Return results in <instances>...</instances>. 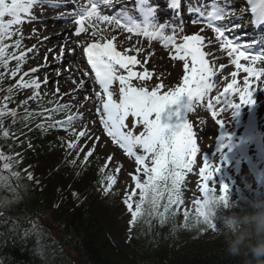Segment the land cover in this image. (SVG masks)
Returning a JSON list of instances; mask_svg holds the SVG:
<instances>
[{
    "label": "snow or ice",
    "instance_id": "snow-or-ice-1",
    "mask_svg": "<svg viewBox=\"0 0 264 264\" xmlns=\"http://www.w3.org/2000/svg\"><path fill=\"white\" fill-rule=\"evenodd\" d=\"M45 2L51 4V0H0V66L8 70L12 77H16L19 74V80L16 81V84L7 88L8 95L3 97L4 104L0 106V133L5 138L10 133L4 129V119L12 117L13 123H15V118L18 115L16 109L8 108L15 89L32 90V95L21 102L24 106L22 119L26 123L36 116H44L46 120H52L53 114L68 111L71 108L70 104H62L58 101L52 108L39 104L42 99L40 89L42 85L48 83L47 77L41 80L34 75L40 70L38 67L21 74L27 53H34L36 51L35 47L28 48L27 52H25L21 47L22 34H20V38L14 44L16 49H20L18 54L17 52L9 53V45L5 43L6 40L18 35V31H13V26L25 23V17H28L29 20L34 19L31 16L32 9L37 5H43ZM145 3L146 0H138V7L141 11H144L143 6ZM248 3L251 5L254 23L264 22V0H248ZM101 4L105 7L112 6L111 0H88V5L75 13L78 18L74 20L77 25L75 36L79 37L82 33L90 32L93 38L92 42L83 48V52L87 57V64L91 66V71L94 73V80L99 84L104 94L102 98L100 92L96 93V98L102 99V107H96V113L99 115V123L103 126L104 133L111 138L113 143L122 148L127 156L135 157L137 174H130L135 187L130 193L126 194L124 200L128 211L131 213V223L135 224L139 218L147 216L150 218L158 217L163 224L169 215H175L174 212H171L172 206L183 203L181 184L184 180V173L185 171H192V166L196 162V156L199 151L197 142L194 139L192 125L188 123L187 119H179L180 111L174 106H179L182 98L186 97L189 103L185 107L191 112L195 104L202 102L212 91L215 85L211 82V77L216 75V73L209 66V61L206 59V52L203 50L204 37L202 35H185L183 36V42L177 43L174 37L163 34L166 25L148 22V17L154 15V9H147L145 22L140 24L133 20L126 11H121L116 15L103 14L100 9ZM170 7H178L177 0H172ZM225 15L223 7H215L209 14V27H213L211 21H221ZM101 25L122 29L137 36L143 35L148 40L160 39L164 42L165 47L171 44L175 49L172 59L183 62L182 81L174 89L168 88L164 91L162 89H165L166 85L163 81L157 83L151 89L145 84L134 85L133 81L135 79L140 81L152 79L151 73L147 69L141 72L134 71L133 68L141 64V61L137 59L136 55H129V50L118 51L113 43L116 36L113 34L111 37H106V29L102 28ZM213 30L216 33V39L220 42V48L227 52L228 57L231 59V64L237 70L231 73V83L224 88L223 99L217 96L215 103H223L225 105V109H222V111L229 107L234 110L242 105L254 103L253 92L249 87V77L257 80L260 77H264V69L257 70L251 64L244 66L241 60H250L255 63L262 57H249L245 51L241 50L245 46L236 44L232 39H229L225 35L224 28L214 27ZM59 51L60 55L63 56L64 49L61 48ZM136 51L139 52L140 49H136ZM13 59L16 61L15 68L9 69V60ZM46 60L47 57H45ZM220 67L223 69L225 66L220 65ZM238 72L248 74L244 77L243 88L237 84ZM83 75L88 76L89 73L85 71ZM3 77L4 73H0V79ZM26 77L28 79H25ZM117 82L118 99H114L113 85ZM71 83L76 84V80L73 78ZM84 88L85 81L81 79L77 85V90ZM233 91L239 93L240 104H233L232 100L229 99ZM56 94H60L59 88L56 89ZM59 98L63 99V95H59ZM85 99L88 98L85 97ZM29 101H36L41 111H29L27 109ZM49 103H52V101ZM208 108L212 111V117H217L218 113L213 109L211 100H209ZM130 117L135 118L131 128L126 123ZM81 118L79 113L72 114L66 120H55L47 125L41 123L37 127L41 131L57 127L64 128L67 131L71 128L74 121ZM215 122L219 127H224L223 121L216 119ZM137 124L143 127V131H140L138 135L134 134L132 130ZM72 135L74 139L67 143V148L69 150H77L78 153L84 151L79 145L81 137L94 141L92 147L83 157L84 161L87 162L89 157L93 155L96 142L100 140V137H93L87 129L78 132L73 130ZM220 139L224 140L225 137L222 136ZM225 146V144H221V147ZM137 148L141 149L144 154L138 155L135 151ZM112 160L113 157L108 156L100 171L104 172ZM0 161H3V169L9 171L18 164L16 158L6 156L2 151H0ZM120 171L121 167H115L114 172L119 173ZM216 171L218 169H213L205 159L204 166L199 169V174L203 181L200 186L203 197L194 201L196 205L194 217L190 218L188 211L183 213L185 228L191 226V219L195 221L196 226L203 225L207 229H217L209 218L208 205L212 200H216L227 207L228 187L227 185H221L219 188L220 195H216V189L213 184V187H209V182L213 180ZM141 172L143 178L139 175ZM11 175L19 177L18 172H11ZM27 178L29 180L32 179L31 173H28ZM106 179L108 188L117 183L116 176L112 173H108ZM0 180H5V177L0 176ZM108 188L105 189L106 192ZM137 190H139V198L134 201L133 197L137 196ZM134 205L135 208L133 210ZM161 208H163V211H161Z\"/></svg>",
    "mask_w": 264,
    "mask_h": 264
},
{
    "label": "trees",
    "instance_id": "trees-1",
    "mask_svg": "<svg viewBox=\"0 0 264 264\" xmlns=\"http://www.w3.org/2000/svg\"><path fill=\"white\" fill-rule=\"evenodd\" d=\"M23 116L12 121L7 138L0 133V151L18 160L11 171L0 161V176L5 177L0 180V264H244V257L226 252L219 231L227 215L251 210L253 191L238 196L227 192L228 206L221 203L211 217L216 230L196 226L191 219L185 228L184 216L179 220L176 214L163 224L145 216L135 224L131 219L129 245L120 247L111 243L86 202L94 199V187L89 196L82 194L66 180L65 168H40L43 157L56 148L57 137L53 128L41 131L38 118L26 123ZM42 216L53 228L39 220Z\"/></svg>",
    "mask_w": 264,
    "mask_h": 264
},
{
    "label": "rangeland",
    "instance_id": "rangeland-1",
    "mask_svg": "<svg viewBox=\"0 0 264 264\" xmlns=\"http://www.w3.org/2000/svg\"><path fill=\"white\" fill-rule=\"evenodd\" d=\"M34 17V16H33ZM52 17V15L48 16ZM29 19V18H28ZM34 20V19H31ZM39 23L41 21L36 22L35 24L38 26H41ZM31 32H29L28 30ZM13 31H18V35L13 36L11 39H8L5 41L9 45V53L11 52H17L19 53L20 49H16L14 47L15 41L20 38V34H24L25 37L32 38V29L26 25H19V26H13ZM24 41V38L22 39V42ZM21 42V43H22ZM27 46H23L22 49L26 52ZM161 52V51H160ZM41 63L39 60V57L37 55H28L26 61L22 65L21 74L23 72H28L30 69L35 68L37 65ZM16 65V61L9 60V69H14ZM73 65V62H72ZM182 66L181 63H176L172 61H167L166 63L159 64L156 68V77L159 78V83L163 81V83L166 85L165 89H162V91L167 90L168 88H175L178 86V84L182 81L183 73H182ZM2 71L0 73H4V77L0 79V106L4 104L3 97L8 95V92L6 91L7 88L12 85L14 86L16 84V81L19 80V74L16 77H12L8 70L4 69L3 67ZM42 68V66H41ZM213 68V67H212ZM214 69V68H213ZM65 69L61 70L62 72L65 71ZM40 71V70H39ZM225 72H229V69H227ZM35 76H38L40 78L39 73H35ZM218 76V75H217ZM45 77H47V80H49V77L43 76L40 79L43 80ZM25 79H28L26 77ZM151 82H153L151 84ZM145 84L149 89L154 87L157 83L154 82V78L150 80V82H134V85L139 86ZM253 90V96L256 102L257 111L255 113V119L258 120L259 128L262 133L263 137V146H264V80L261 82H256L255 85L252 88ZM15 92V93H14ZM13 92V96L21 97L19 102H14V106L19 109H23L24 106L21 104L22 101L26 100L28 96L32 95L31 89H15ZM40 93L42 96V101H47V104H52L55 106V103L58 101L59 103H62L60 99H58L56 96H53L52 94H49L47 92L46 87L40 89ZM218 91H215L213 96H217ZM41 101V102H42ZM52 101V103H49ZM183 98L181 100V106ZM73 100L71 101V103ZM40 103V101H39ZM188 104L189 102L186 101ZM202 104L206 103V97L205 99L200 102ZM199 103V104H200ZM63 104V103H62ZM36 101H29L27 104L28 107H37ZM8 108L12 109V106L8 104ZM202 113L207 119L208 126L206 124L202 125V127L197 128L195 126V129L192 130L194 133V139L197 142V147L199 149L197 156H196V162L192 166V171L188 172L185 171L184 173V180L181 184V187L192 197V202L188 204V209H191V205L194 204V201L198 199V196L201 195V193L198 194L197 192V178L196 175H194L193 171L198 169V158L206 154L209 160H211L212 167L217 168L218 171L215 172L213 180L209 183V185L214 184V186H219L220 182L224 183L227 180L233 179L235 181V186L240 187L242 182L245 180L249 182L250 184H255V179L248 176L245 172L242 162L240 161V158L238 156V149L241 145V143L245 140V137L242 136V133H240L238 130H236L232 123V118L230 115V112L222 113L221 114V121L224 123V127H216L207 116L206 110ZM75 113L74 109H70L68 111L61 112V116L59 119L66 120L69 115H72ZM190 111L187 110V108L184 106L182 108V115L179 117V119H187L188 123H190ZM9 117L5 118L4 123V129L7 130L9 126ZM85 121H88L87 119L81 118L73 122L71 128L67 130V132L64 134V141L62 143V150L61 151H55L54 155L48 157L46 162H41L40 168H46L49 166H57L60 163L63 164V159H67V153L65 150H67V143L70 140L74 139V136L72 135V131H81L87 129L93 137L99 136L100 140L96 142V148L94 150L93 155L90 157L92 165L88 168V172H85L84 176L81 174L78 175L79 171L77 170V166L81 163L83 160L84 155L87 153V151L92 147L93 140H89L87 138L81 137L79 140V145L84 149L83 152H77V150H70V153L72 155V158L76 160V165H74L72 162L71 169H73L75 172V182H80L82 184V187L86 185V183L92 178V175L96 171V169H101V166H104L106 163V159L108 156H112L113 160L109 162V167L106 169V172L104 174L112 173L116 176L117 183L111 186V188H108V182L103 185V188L101 189V192L98 193L96 200L94 202V205H97L98 201L103 198L104 194H111L108 192L111 191H120V192H131V190L135 187L133 185L134 182L131 179V175H135L136 173V164H135V158H130L127 156V158H122L118 156L117 152H115V147H113V144L108 140L106 137L102 126L98 122V124H90L89 126L81 125L80 123H83ZM135 121V118H129L127 120V124L131 128L133 123ZM134 134H139L140 131H143L142 125L137 124L134 128H132ZM225 137L224 140H221V137ZM221 144H225V147H221ZM69 150V149H68ZM139 150V148L136 149V151ZM144 154L143 152L141 153ZM140 154V155H141ZM55 158V159H54ZM53 159V160H51ZM67 161V160H65ZM70 162V161H69ZM150 165V161L148 162ZM121 167V171L119 173L114 172L115 167ZM61 168V166H60ZM194 168V169H193ZM197 168V169H195ZM42 171H39V173ZM131 174V175H130ZM218 177L221 178V181H219ZM213 186V185H212ZM77 187L81 188V185H77ZM262 187V186H261ZM108 188L107 192L105 189ZM139 190H137V193ZM97 209H95L96 215L98 216L101 224L104 226V230L106 229L108 233L109 240L118 246H127V237H126V221H127V206L123 202V198H117L115 199V204L111 201L106 208H101L100 206H96Z\"/></svg>",
    "mask_w": 264,
    "mask_h": 264
},
{
    "label": "bare ground",
    "instance_id": "bare-ground-1",
    "mask_svg": "<svg viewBox=\"0 0 264 264\" xmlns=\"http://www.w3.org/2000/svg\"><path fill=\"white\" fill-rule=\"evenodd\" d=\"M47 8L42 7L40 10L34 11V14L36 15V18H39L41 16H44ZM52 20H49L48 23H44V26H38L34 23H29L27 26H29L32 29V38L25 37L24 34H22L24 41L21 43L23 46H30L32 48L35 47L36 51L34 53H29L31 55H37L39 57V60L41 63L42 68L40 69V78L46 75H53L51 79L48 80V83L45 85V87L48 90V93L52 94L53 96H56L58 99L59 95H63V99H60L63 104H70L71 108L74 109V114H81V117L84 119H87L88 121H85L83 123H80L81 125L89 126L90 124H96L97 119V113L95 108V105L93 104L97 102L96 96L91 91L92 88H94V85L90 83L89 79L86 78V76L83 75V66L81 64H77L76 69L74 67H70L69 72L70 75L67 74H60V72H57L55 68H53V65L60 64L61 66H65L66 64V58L70 57V55H77V48L76 44L83 38L84 33H82L79 37L75 36V25L72 26V29L70 30H63L59 34H56V36H52L51 34L54 33V29H56V22L52 24ZM26 24L24 26H26ZM196 29H194L195 31ZM50 35H48V34ZM60 37L62 39L58 42H52L53 39H56L55 37ZM69 45L67 46L65 42ZM128 45V47H136L142 48V45H139L137 43H131V40L127 38V40H124ZM52 42V43H51ZM146 46L145 44H143ZM49 46L50 49H47ZM61 46V47H60ZM69 47V48H68ZM64 49V55H60V49ZM69 49L70 54H66V51ZM74 49V51H72ZM58 55L60 57L58 58ZM45 57H47V60L45 61ZM156 58V57H155ZM138 60L141 61V64H138L134 67V69L138 68L139 72L144 71L147 69L148 72L151 73L152 77L156 74V68L157 65L160 63L161 57L159 56V59L156 58V64L154 65L153 62H147V65L144 64L143 60L138 58ZM76 80V84L71 83L72 79ZM61 79V80H60ZM83 79L85 81V88L82 90H77V85L79 84V81ZM59 88L60 94H56V89ZM75 90V91H74ZM86 91V93H84ZM90 93V94H89ZM64 94H71V95H64ZM87 97L88 99H85ZM73 102L71 103V101ZM199 121V120H198ZM200 122L198 123V125ZM200 128V126L198 127Z\"/></svg>",
    "mask_w": 264,
    "mask_h": 264
},
{
    "label": "clouds",
    "instance_id": "clouds-1",
    "mask_svg": "<svg viewBox=\"0 0 264 264\" xmlns=\"http://www.w3.org/2000/svg\"><path fill=\"white\" fill-rule=\"evenodd\" d=\"M220 207L219 201L209 203L210 219ZM250 208V211L227 215L219 235L223 236L230 256L244 257V264H264V198L253 200Z\"/></svg>",
    "mask_w": 264,
    "mask_h": 264
}]
</instances>
